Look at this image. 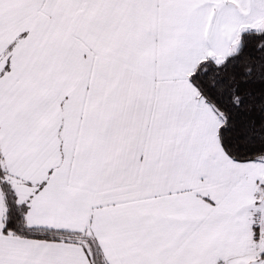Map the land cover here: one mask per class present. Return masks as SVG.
Segmentation results:
<instances>
[{
    "label": "snow or ice",
    "instance_id": "snow-or-ice-1",
    "mask_svg": "<svg viewBox=\"0 0 264 264\" xmlns=\"http://www.w3.org/2000/svg\"><path fill=\"white\" fill-rule=\"evenodd\" d=\"M0 264H264V0H0Z\"/></svg>",
    "mask_w": 264,
    "mask_h": 264
}]
</instances>
